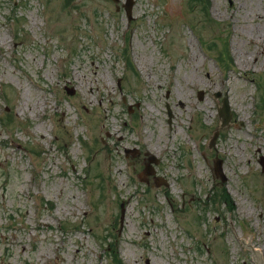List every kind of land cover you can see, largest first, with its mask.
Masks as SVG:
<instances>
[{
  "label": "rangeland",
  "instance_id": "1",
  "mask_svg": "<svg viewBox=\"0 0 264 264\" xmlns=\"http://www.w3.org/2000/svg\"><path fill=\"white\" fill-rule=\"evenodd\" d=\"M125 1L0 0V264L264 263V0Z\"/></svg>",
  "mask_w": 264,
  "mask_h": 264
},
{
  "label": "water",
  "instance_id": "2",
  "mask_svg": "<svg viewBox=\"0 0 264 264\" xmlns=\"http://www.w3.org/2000/svg\"><path fill=\"white\" fill-rule=\"evenodd\" d=\"M115 4L119 2V0H112ZM134 4V0H126V2L123 4V8L126 11V15L128 17V20L132 19L131 17V7ZM117 9L118 5H117ZM168 115L170 116V112H168ZM218 115L221 121L220 128L226 127L229 124L231 114L229 105L226 99L222 101V107L218 110ZM218 135V131H215L212 137V141L215 140V138ZM212 144V143H211ZM212 146V145H210ZM215 176L219 177L221 182L224 183L226 181V177L222 171L220 161L215 163V166L213 168ZM123 217H124V206L121 204V214H120V228H122L123 223ZM237 242H243V248L249 249V255H250V261L251 264H264L262 261L261 253L258 251H253L252 242H251V236L249 234L243 233V238H237Z\"/></svg>",
  "mask_w": 264,
  "mask_h": 264
},
{
  "label": "trees",
  "instance_id": "3",
  "mask_svg": "<svg viewBox=\"0 0 264 264\" xmlns=\"http://www.w3.org/2000/svg\"><path fill=\"white\" fill-rule=\"evenodd\" d=\"M225 55V50L223 49V53L222 51L219 52V54L216 57V59L218 61H222V58ZM223 62V61H222ZM215 198L217 201H222L223 203H225L227 206H232L233 207V200L231 199L229 193L226 191L225 188H221L218 190L217 194L215 195Z\"/></svg>",
  "mask_w": 264,
  "mask_h": 264
},
{
  "label": "bare ground",
  "instance_id": "4",
  "mask_svg": "<svg viewBox=\"0 0 264 264\" xmlns=\"http://www.w3.org/2000/svg\"><path fill=\"white\" fill-rule=\"evenodd\" d=\"M2 42L5 43V40H3ZM258 45H259V47H260L261 52L264 51V43L262 42L261 39H259V41H258ZM253 249H254V248H253ZM253 251H258V250L254 249ZM258 252H259V251H258Z\"/></svg>",
  "mask_w": 264,
  "mask_h": 264
}]
</instances>
